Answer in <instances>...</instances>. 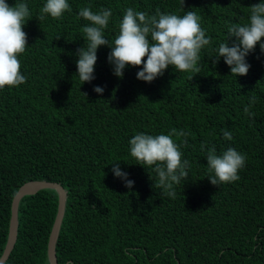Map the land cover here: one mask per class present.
<instances>
[{"label": "trees", "instance_id": "16d2710c", "mask_svg": "<svg viewBox=\"0 0 264 264\" xmlns=\"http://www.w3.org/2000/svg\"><path fill=\"white\" fill-rule=\"evenodd\" d=\"M6 2L26 3L30 16L23 29L29 47L18 57L26 83L0 90V258L16 193L28 182L50 181L67 193L58 264H264V52L257 44L246 57L248 74L239 77L223 57L212 58L229 27L246 24L250 7L264 0H185L184 7L181 0H68L70 12L41 22L47 0ZM84 7L111 10L104 30L110 42L128 8L149 16L157 9L195 12L211 38L200 52V73L169 66L149 83L137 78L142 66H127L121 78L108 60L111 48L101 46L95 79L83 84L76 52L86 43L81 29L89 22L78 15ZM250 97L254 116L244 112ZM173 128L189 133L172 138L190 166L171 197L155 186V166L131 156L129 142ZM213 146L217 155L229 147L246 155L238 180L210 182L206 156ZM116 162L134 181L131 189L114 175ZM58 206L55 189L20 200L17 242L4 264H50Z\"/></svg>", "mask_w": 264, "mask_h": 264}, {"label": "clouds", "instance_id": "9594fccd", "mask_svg": "<svg viewBox=\"0 0 264 264\" xmlns=\"http://www.w3.org/2000/svg\"><path fill=\"white\" fill-rule=\"evenodd\" d=\"M181 2L184 7L185 0ZM66 11H71L68 0H47L37 19L41 22L45 15L59 19ZM78 15L89 22L81 29L85 46L76 52V75L83 84L95 79L97 50L101 46L111 48L108 60L114 67V75L123 78L127 66H142L137 78L151 83L162 76L169 66H174L178 72L194 71L199 74L197 62L200 52L211 43V38H206L205 30L200 25V17L190 10L179 16L161 13L157 9L155 15L149 16L146 12L128 8L120 21L119 33L113 42L104 36V30L112 16L111 10L101 8L98 12H93L90 7H84ZM29 16L30 11L26 3L18 2L15 6H10L6 0H0V90L6 86L19 87L26 83L18 57L29 47L27 33L23 30ZM231 37L236 38V43L229 46ZM257 44L264 52V2L250 7V17L246 24L237 23L229 27L228 40L216 49L217 55L212 57L213 63H218L219 58L223 57L225 63L230 66L231 75L246 76L251 67L246 57L255 50ZM94 91L102 95L104 89L96 86ZM255 103V97H250L249 105L244 108L245 114L254 116L250 109ZM174 135L187 137L189 133L177 131L175 128L167 135L139 133L129 142L131 156L140 165L155 166L154 171L158 174L155 186L163 190V195L171 197L175 196L174 185L187 180V169L190 166L188 160H182L179 145L172 138ZM223 137L225 140H231L232 133L226 130ZM183 142L186 144L187 140ZM203 148L202 144V150ZM206 158L208 170L213 173L208 178L213 185L238 180V172L245 166L246 161L245 154L231 147L217 155L213 146L208 150ZM112 165L114 175L121 178L125 186L131 189L134 181L128 179V174L121 170L120 162Z\"/></svg>", "mask_w": 264, "mask_h": 264}, {"label": "water", "instance_id": "95a60500", "mask_svg": "<svg viewBox=\"0 0 264 264\" xmlns=\"http://www.w3.org/2000/svg\"><path fill=\"white\" fill-rule=\"evenodd\" d=\"M42 189H55L59 194L58 212L48 243V257L50 264H58L57 254H56V243L65 215L67 193L59 183L50 182V181L28 182L25 185H23L16 193L12 202V216L10 222L8 242L2 257L0 258V264H4L8 260L17 242L18 227H19L18 209H19L20 200L24 196L36 194L38 191Z\"/></svg>", "mask_w": 264, "mask_h": 264}]
</instances>
